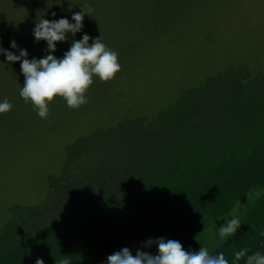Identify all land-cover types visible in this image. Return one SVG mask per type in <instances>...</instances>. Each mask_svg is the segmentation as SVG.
I'll use <instances>...</instances> for the list:
<instances>
[{
	"label": "trees",
	"instance_id": "trees-1",
	"mask_svg": "<svg viewBox=\"0 0 264 264\" xmlns=\"http://www.w3.org/2000/svg\"><path fill=\"white\" fill-rule=\"evenodd\" d=\"M78 1L67 6L70 13L82 11ZM84 1L95 16L85 15L82 31L102 38L105 6L121 0ZM42 2L35 11L28 7L30 18L27 2L17 9L0 5L10 27L13 12L23 14L22 34L1 32L0 46L11 51L12 37L17 41L31 34L39 19L51 20L53 13L71 20L72 14ZM10 68L16 74L20 62ZM48 184L47 199L38 207L13 209L15 216L0 231V264H35L37 258L45 264L64 259L105 264L124 247L135 255L150 238L182 243L198 237L229 216L237 202L252 198L237 235L210 252H223L231 264L233 252L241 248L249 254L264 251V74L226 69L185 90L175 106L154 119H123L80 136L68 145L60 175H50Z\"/></svg>",
	"mask_w": 264,
	"mask_h": 264
},
{
	"label": "rangeland",
	"instance_id": "rangeland-1",
	"mask_svg": "<svg viewBox=\"0 0 264 264\" xmlns=\"http://www.w3.org/2000/svg\"><path fill=\"white\" fill-rule=\"evenodd\" d=\"M0 1L16 9L27 2V18L33 14L29 8L35 11L43 3ZM47 1L72 14L67 6L77 0ZM110 7L105 6L108 18L102 16L100 39L118 54L121 70L108 82L94 78L86 92L88 103L78 109L57 97L49 104L48 118L38 117L32 105L17 95L24 83L21 71L14 74L1 56L0 67L7 70H0V96L18 103L13 104V112L0 114V231L15 216V207L33 208L46 201L49 176L60 175L68 145L80 136L89 137L123 119H154L175 106L185 90L204 85L226 69L264 74V0H121ZM17 11L8 18L11 24L15 21L12 27L4 24L0 12V34H22L19 15L23 14ZM17 44L27 49L29 59L43 57L47 47L43 41L36 43L32 33L24 34ZM70 44L71 39L58 42L54 55L62 57ZM77 172L72 170V175ZM253 204L254 198L240 204V219ZM226 219L231 215L181 244L185 250H199L202 245L216 249L223 243L217 241L215 229ZM141 250L156 254L155 245Z\"/></svg>",
	"mask_w": 264,
	"mask_h": 264
},
{
	"label": "clouds",
	"instance_id": "clouds-1",
	"mask_svg": "<svg viewBox=\"0 0 264 264\" xmlns=\"http://www.w3.org/2000/svg\"><path fill=\"white\" fill-rule=\"evenodd\" d=\"M82 11L73 12L71 20L67 17L60 19H39L32 30L34 41H46L45 55L41 58L29 59L27 49L18 47L15 39L11 40L10 48L18 50L19 54L0 46V54L7 62H20L24 83L19 96L30 103L41 119L49 116V104L55 98H63L71 109H78L88 103L86 92L94 83V78L103 82L112 80L121 70L118 54L109 49L100 37H91L84 33L79 40L72 39L84 28L85 15H91V9L81 6ZM55 17V13L52 14ZM71 39L69 49L62 57H57L58 42L67 43ZM90 40L92 41L91 43ZM13 104L6 98L0 101V114L8 113ZM240 204L237 202L231 210V219L215 229V237L219 243H225L235 237L241 229L239 217ZM264 235V233H262ZM156 246V254L137 249L135 255L124 247L107 257L105 264H230L223 252L212 254L209 247L201 246L199 250H185L180 241L164 237L148 239L144 248ZM264 249V242L261 243ZM264 264V251L249 254L247 248L233 252L231 264ZM35 264H45L42 258H37ZM60 264H70L68 259Z\"/></svg>",
	"mask_w": 264,
	"mask_h": 264
}]
</instances>
